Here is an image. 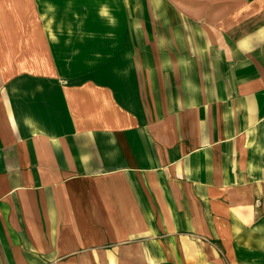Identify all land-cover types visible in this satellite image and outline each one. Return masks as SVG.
Listing matches in <instances>:
<instances>
[{
	"label": "crops",
	"instance_id": "1",
	"mask_svg": "<svg viewBox=\"0 0 264 264\" xmlns=\"http://www.w3.org/2000/svg\"><path fill=\"white\" fill-rule=\"evenodd\" d=\"M0 264H264V0H0Z\"/></svg>",
	"mask_w": 264,
	"mask_h": 264
},
{
	"label": "rangeland",
	"instance_id": "2",
	"mask_svg": "<svg viewBox=\"0 0 264 264\" xmlns=\"http://www.w3.org/2000/svg\"><path fill=\"white\" fill-rule=\"evenodd\" d=\"M210 6V5H207ZM130 6V4L128 5H124V9L127 10ZM161 5H158V8H156V16H161V15H166L163 14L161 12ZM127 12H124V17H126ZM181 13L179 12H171L170 15L172 16H179ZM195 13L193 12H188L186 13L187 16L190 15H194ZM201 15H209L205 12H203V14ZM231 23H234V21H232ZM249 23V21H245L244 25H247ZM217 24H219L220 29L217 30ZM250 24V23H249ZM226 26V22L222 20H211L209 18H202V19H194V18H190V19H180V18H171V19H155V31H181V34H183V38L187 41V43H191V42H196L199 43L196 39H201V38H205V34L208 33L209 31H238L239 27L241 25H227V28H223L224 26ZM124 33V41L128 40L130 37H127V33L128 31H123ZM160 38H165L164 36H160ZM224 41L226 42V36L224 37ZM127 42H130L129 40ZM202 42V41H200ZM180 54H183L184 56H186L187 59L189 60H194V56H195V51L193 49L191 50H185L183 52H181ZM92 74L94 71H96L97 69H90Z\"/></svg>",
	"mask_w": 264,
	"mask_h": 264
}]
</instances>
